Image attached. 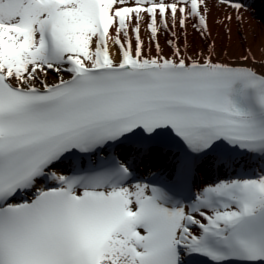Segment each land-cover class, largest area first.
<instances>
[{
    "label": "snow or ice",
    "instance_id": "snow-or-ice-1",
    "mask_svg": "<svg viewBox=\"0 0 264 264\" xmlns=\"http://www.w3.org/2000/svg\"><path fill=\"white\" fill-rule=\"evenodd\" d=\"M250 8L0 0V264H264V44L212 38Z\"/></svg>",
    "mask_w": 264,
    "mask_h": 264
},
{
    "label": "bare ground",
    "instance_id": "bare-ground-1",
    "mask_svg": "<svg viewBox=\"0 0 264 264\" xmlns=\"http://www.w3.org/2000/svg\"><path fill=\"white\" fill-rule=\"evenodd\" d=\"M248 3L251 4V8L249 10L250 16L247 17L249 22H246L241 27L239 34L237 33L235 23L231 26V39L228 38L227 33L222 27L217 25L212 26V38L216 42L217 51L223 50L230 52L233 54L232 58L238 55L242 48L246 46H251L257 57H259V49L261 45L264 44V0H248ZM218 14L222 15V13H218L216 9H213L212 16L216 17ZM188 41L190 45L197 49L203 47V42L197 35L191 32V29H189ZM166 166L167 162L162 157H157L145 160L140 166V170L142 173L151 174L158 169L165 168ZM212 172L211 166H205L204 169L198 172L200 185L214 182ZM203 174L205 175L204 177ZM219 174L222 176L220 178H224L221 173Z\"/></svg>",
    "mask_w": 264,
    "mask_h": 264
}]
</instances>
